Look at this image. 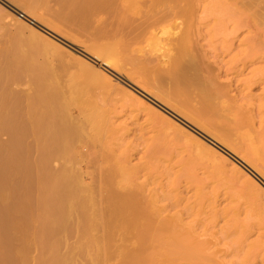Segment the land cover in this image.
I'll use <instances>...</instances> for the list:
<instances>
[{
	"label": "bare ground",
	"instance_id": "bare-ground-1",
	"mask_svg": "<svg viewBox=\"0 0 264 264\" xmlns=\"http://www.w3.org/2000/svg\"><path fill=\"white\" fill-rule=\"evenodd\" d=\"M58 3L61 5L60 7L66 10V12L67 11L69 12L72 11V13L74 12L73 15L77 14V15H81V16L83 15V17H86L85 15L92 14V13L94 14V11L96 12V17H97L98 12H100V14L101 13L104 14L103 12H107L110 15L112 14L111 15L112 17L110 16V18L113 24L110 23V20L109 22H107V20L105 21V19H103L104 23L105 22L107 23V27H108V23L111 25V27L115 26L111 28L112 32L109 31L108 28L106 27L107 33L104 32L105 28H101V30H97V33L99 34V31H100V34H99L100 36L105 35V34H107L108 36V34H111L108 36V38H110V41L112 40V43L114 44V42L117 43L116 39L121 38V35L125 32L122 35V37L124 36L123 39L125 42L122 40V38L119 39L121 42L123 41V43H125V46L122 43L123 46L121 44V48H120V44L119 45L115 44L117 45L116 46L117 48L113 47L114 49L111 48L113 50L110 51V49L106 47L107 44L105 45L103 41L102 43H104L106 50L104 48H101V50L104 49L102 50L103 52H99V51L97 52L95 51L96 49L93 50L94 48H96V46L93 49L91 48V51L93 50L92 52L95 55V57L93 58L98 62H100V60L101 61L103 60L104 67L111 69V71H115L117 72V74L119 73L120 75L121 73H123L122 72L123 67H120L121 65L118 64V60L121 61L120 64L122 63V61L124 62V60H122L123 57L121 58L122 54H120V50L121 52L123 51L122 52L123 55L125 53L124 59H126L127 50L129 51L127 52L129 53V56H127V59L128 57L130 59L131 55L134 53L136 56L132 55V58H131L132 63L131 64L129 63L131 60L129 62L128 61L126 62H128L131 66L133 65V63H135V65H137L138 67H140L141 65L143 67V68L140 67L142 68L141 71L143 72V70H145L144 73L146 72L150 75L149 76L146 73L145 75L143 73L145 76H147L149 79L152 78V76L153 78L156 77V80L158 79L157 82H161L162 84L164 85L166 84L167 86H169L168 91L170 93L164 90L165 89L164 85L161 86L162 84L159 85V83L157 85L155 81H152L154 80L153 78L150 81L149 79H147V77H145L147 80L150 81L149 83L151 82L156 83L155 85L154 83H152L154 86L150 85L151 87H153V89H156V88L158 89L161 86L162 89L160 88V90L158 91L161 92L162 90V93L163 92L164 94L168 93L166 96L162 93H161L162 96L160 97L158 95H155V96L159 99L164 96L163 98H161L162 101L169 102L170 99H172L170 97L173 95L175 97V100L172 99L171 102L174 101L172 102V105L173 104L176 105V107L173 105L175 107L174 110H177V112L179 111L177 109V106L179 109L180 108L183 110L185 109L186 110V111L184 110L185 112L182 111V112H179V114L182 113V115H184V117L187 120L193 122L194 124L202 128L203 130L209 132L208 128L210 126L208 122L212 118L213 119L215 118V120L217 121L223 122V124L226 125V128L228 124L229 128L227 130L231 129L229 131H232V132L238 131L242 129L243 127H248L250 130L255 131L254 128H256V125H257L256 122H258L259 126L258 125L257 126H258L259 131L256 129L257 132L256 131L254 132L255 138H254L253 144L251 145L252 147L250 146L251 148L246 153L247 154L246 159L251 164H254L255 162L256 163L255 169H257L256 171L264 175L263 171L259 169V167H262V169L264 170V0H58ZM58 9L60 13L61 9L60 8ZM59 13H57L58 15L56 16L60 18L62 16H59L60 15ZM73 15H70V16L72 17ZM102 16H105V15H102ZM83 17L82 19L86 20V18H83ZM93 17H95V14L93 15ZM65 18L66 17H63V19ZM30 19L32 20V18ZM32 21L36 22L35 20H32ZM86 21L88 23L89 19H87ZM73 22H78V21H73ZM73 22L71 21V24ZM83 22L86 23L85 21ZM102 22L103 21L101 20V23ZM104 23L101 25H104ZM67 24H68V21H67ZM80 26L84 27V25H80ZM105 26L106 25H104V27ZM90 27L91 26L89 25V28ZM116 29H117V33H115ZM108 31L111 33H109ZM98 34H97V37H99ZM126 35H127V40L125 38ZM128 37H131V39ZM101 38L102 40H104L103 38H105V41H106V36H101L99 39L101 40ZM113 40H116V41H113ZM143 40L149 41V44H150L149 50L152 52L154 51L153 53L152 52L149 53L150 52L149 50H148V53H143L144 52L143 50L146 51L148 49V48L145 49L144 47L146 44H148V41H146V44L144 41L143 42L144 46H143V43H142ZM138 42L141 45H139ZM112 43H111V47H112ZM135 43L138 46H135ZM151 44L152 45L154 44L155 47H151ZM102 45L103 44L99 46L102 47ZM141 46H143V48ZM123 47L127 49H123ZM136 47H138L137 49L139 50V52H140L139 47L143 49L142 52H140L141 55L137 54L139 52L135 53ZM146 47L148 46L146 45ZM157 48H159V52L158 50L156 51ZM160 51H162L163 54ZM156 53L157 55L155 59H153L152 57H154V54ZM158 53L162 55L159 56ZM138 55L140 57L142 56V59L144 60L143 61L139 60L140 57ZM119 57L121 58V60ZM135 58H138V60H136ZM74 65L76 66V64ZM137 66L135 67L139 69ZM14 67H16V65ZM17 67L19 69L20 65ZM17 67H16V70H17ZM77 67L79 69L80 66L77 65ZM87 68L89 67L86 66V69ZM10 69H12V67ZM86 69L84 70L86 71ZM84 70L82 69L80 70L82 71L81 73H83V75L85 73L83 72ZM90 70H87V72L89 71L90 73ZM47 72L48 71H46V73ZM14 74L16 73L14 72L12 75ZM26 74H27L26 76H29L28 75L29 73L26 72ZM99 74H101V72ZM30 75L32 74L30 73ZM40 75L38 72L37 76L39 77L36 78L37 77L36 76L35 78L39 80ZM93 75H90V76L93 77ZM102 75L103 74H101V76L99 75L100 79L99 77H97L98 79L97 81L101 82L100 85L103 83V85H106V86L107 85L116 86L115 84H113V79H111L110 77L106 78ZM94 76H97V75L95 74ZM43 79L45 78H42V83H43ZM47 79H49L50 81V77H48ZM33 81L35 80L33 79ZM38 83L37 84L34 83L36 84V86L34 84L33 85L37 87ZM42 83L40 82L42 88L40 86L37 87V89L38 88L40 89L35 90V94L30 92L32 100L33 99H37V100L35 101L33 100L34 102L30 106V111L28 112L29 114L26 113L27 114L26 117H28L27 122L24 120L25 116L23 117L24 112L21 113L22 112L21 110H20L21 112H18L16 105L13 102H12V105L14 104L13 105L14 108L13 109L7 108L11 110L10 111L11 114H8L9 117L6 116V113L3 116H6L7 119L2 116L3 120L5 118L6 123L5 121L1 123L2 120L0 122L2 124V126L0 125L1 128L2 129L4 128L3 131L0 128L2 131L1 133H4V130H5L6 132H8L7 134L10 133L11 138H12L10 147H8L9 145H7V147L9 148V151L6 152L4 149L0 148V249L9 247L11 251L14 250L13 252L17 253L16 250L17 248H19V244H21L22 250L24 252L27 251L28 253L29 247L27 244L30 243L28 238L31 237V236L28 237V235L31 234L29 231L33 229L32 224L36 222L41 225L40 234L42 233L45 236L44 240L48 239L49 237L48 242L45 240V242H47V245L42 239V243L43 244L45 243L44 246L45 247L47 246V248L49 249L50 245H53L51 242L54 243L53 248L55 251L51 249L52 246L50 247L49 251L53 253V256L55 257L54 252L56 253V250L59 249V247L58 246L57 248L55 247L56 242L53 240L51 241V239H55V238L50 239V236L51 234L55 235L56 232L60 234V231H63V233H65L66 231L64 232V230H66V225L68 222H70V220L74 218L79 219L77 222H74L75 225L73 223L72 224L75 226L74 227L75 231L77 230V232L84 235V237H87L90 234V232H93L99 226V223L92 222L93 218H96L97 211L96 210L94 211L91 208V205L94 206L96 199L93 196V194L89 195L84 191L85 189L82 187L83 186L82 183L85 182L88 184V186H93L94 184H98L99 186L102 187V190H103V187L106 189L107 186L114 185V182L116 180V177H115L116 172L115 171L113 172L112 170V172L110 173L107 172L108 174L105 175L106 171L103 173V168H105L104 165L109 163V162L108 163L106 162L108 161L107 159H109L110 156L112 155L114 156V154H116L114 152L117 149H114V148L112 149L111 147H110L111 149L110 148L107 149V146L105 145L108 144L106 142L108 140H111L110 138L113 137V136L110 137L111 133L112 135H114L112 139V142H114L113 141L115 140L114 138L120 135L119 131L121 130L120 132H122L123 128L119 130V128L121 127L117 128V127H114L113 125L112 127L114 128V130L113 129L111 130V128H109L108 130V128L106 127L108 126L111 127L112 122H110V119L105 118L106 120L104 122L98 123L97 126L96 124L93 125L95 130H92L93 127L90 129V127L86 123L88 122L89 124V122L92 119L90 120L89 117L85 116L89 120L88 121L84 117V114L82 116L81 113H79V116L73 115L71 113V110L66 112L68 110V109L66 110V108H68L66 107V105H63V106L59 105L58 103H56V99L53 98L54 95H48L46 92L44 93L43 91H41L44 89V85ZM149 83H147V85ZM118 84L120 83L118 82ZM141 85L142 84H140L139 86ZM12 86L13 85H11V87ZM145 86L142 85L141 90L145 92L146 94H148L150 92V89ZM33 88L32 90L35 89ZM108 88H112V87L110 86ZM4 89L2 91H4ZM46 89L48 90V87H46ZM49 90H51V92L49 91V93L51 94L58 92L57 89H56L57 92L55 91L52 92L53 91L52 89H49ZM5 91L7 92L8 90H5ZM119 91L121 90L119 89ZM8 92L5 94V97L7 96ZM12 94L13 93H11V95ZM33 94H34V98L32 96ZM170 94L171 96H169ZM28 96L30 97V95ZM35 96L37 97L35 98ZM134 96H137V95H134ZM167 96L169 97V99L166 98L167 99L166 100L165 97ZM137 98L140 99L139 96ZM176 98L179 99L180 101H176L177 100ZM4 100L5 102L7 101L8 103V100L6 99ZM2 103L0 101L1 109L3 108V105H4V103L3 104ZM7 103H5L6 105L4 106L9 107L8 105L9 103L8 104ZM176 103H178V105ZM168 105L170 106V104ZM172 105L171 107L173 108ZM1 109L0 111H2ZM83 117L85 118L84 120H87V122L83 120ZM106 121H108V123L110 122L111 124L107 126L106 124L108 123ZM91 123L92 121L90 122V125ZM93 123H97V122L94 121ZM102 123H105V127H104V124ZM99 124H102L103 126ZM223 124H220V125L213 124L211 125V127L213 126L214 128L215 126L216 127L218 126L219 128H221L219 129L221 135H219L220 133H218L217 136L216 135L214 136L216 137V139H219L226 145V140L224 136L225 135L227 136L229 134L228 133L229 131H226V128ZM95 126L98 127V129L100 128L102 130L101 131H99L100 129L97 130ZM117 129L119 130L118 132H117ZM109 131L111 133H108ZM114 131L115 133L117 132V134H113ZM92 132H95L93 133L95 135H92L91 134ZM30 133L33 137L29 135L28 139L34 138L33 139L34 142L33 144H31L33 148H31L32 146L30 145L31 150H29V147H28V152L32 151V154L33 152H35L36 154V155H33L35 157L30 156V157H33L30 160L35 158L34 160H32L33 162L31 161L32 165L31 164L29 165V163H27L28 161L26 162L25 154H27L26 153L27 148L25 147L26 145H24L25 143L24 139ZM106 133L109 134V136L107 134V136L110 137L109 139H106L108 138L106 136ZM251 133L253 134V132ZM85 137H88V141H91L90 144L88 142H85L87 140V139L86 140L84 139ZM89 137L91 138V140ZM104 141H106L105 144H104ZM109 144H108V147H109ZM91 151L95 153L94 159H90L88 156L89 152ZM30 152H29V155H30ZM105 159L106 161H104ZM122 161L123 163H125L124 161L126 160L124 159ZM57 162L60 163V169L56 170L53 167V164H56ZM123 163L122 164L119 163L118 165L121 166L123 165ZM124 165H126V163ZM136 167L134 166L135 170L128 169L129 170L128 172L130 176L132 177V179H135V178L137 179L138 176L135 177V175L136 173L137 175L139 174L138 170H140L141 172V169H137L139 168V166L137 168ZM89 168L95 169L97 174L99 170L101 175L99 176L94 175L95 178H92L93 176L90 173L89 176H87L82 182L81 178L83 175H81V172L84 169H89ZM114 170L117 171L118 169L114 168ZM17 175H20V176L25 175L26 178L28 177L27 184L24 185V183L21 181L22 182L21 185H19V183L18 185H16ZM134 181H138V180H134ZM13 182H15L16 184H14ZM245 185L246 184L244 183V186ZM136 186L137 185H133V187H131L132 191L129 190V192L124 193L125 191L124 189H123L124 190L123 192H119L116 190L115 192L113 191L112 194L109 193V196L103 197V199H100V202L113 203V204L118 205V210L111 209L107 211L106 213L107 217L105 220L103 219L102 229L105 232V241H106L107 247L111 244V241H114L117 237L123 236L124 232H128V231L132 232L134 230H138L139 232L138 236H134V239L136 241L135 243L137 245L133 249L127 248L124 252L120 254L121 261L119 264H191V263L197 264L196 261L198 262V264L200 263L202 264H227L224 258H226L229 255V254L227 255L226 253L227 250H225V248H227L228 246L227 247L225 246L224 249L222 247V249L225 250V252L223 250L218 251V249L216 251H212V249L215 246H217L221 241H223V239L224 240L229 239L231 235L233 236V234L234 236H236L237 234H239L240 236L243 233L242 237H244L243 235L249 236L252 233L251 231L248 230V227H246L243 223L240 222L241 224L234 227L233 230L231 229H228L229 231L226 230L227 232H225V230L222 229L224 227H222L221 228L222 231H219L218 233L223 232L222 234L220 233V237H221V235H224V232H225L226 237L225 236L224 238L222 237V240L218 242L219 237L217 235V238H215L216 233L215 235H213V233H210L207 229H206V232L208 231L209 233L208 232L207 233L204 232L205 234L202 233L203 230L205 231L204 226L206 227V225L204 226L202 225L203 229L201 230L200 225L202 221L201 222L199 221L198 223V221L196 220L198 223V227H200V229L197 226H195L197 225L195 222L190 223L189 221V223L187 222L188 224L182 225V223L185 222L183 221L184 218L182 217L184 216V213H183L184 211L186 213L188 212L187 215L191 217V219L192 217L194 218V215L198 216L197 214H199L200 211L197 212V214L193 211L194 212L193 213L194 215H193L192 210L194 208L192 209L190 208L191 209L190 210L187 207L188 205L185 203L187 206L184 208L185 205L182 204L183 207L181 209L180 207L181 204H180L178 207H180V210L184 209V211L182 212L179 211L178 215L179 216L182 215V216L179 218L172 217L173 219H170L172 215L171 216L169 215L168 216L169 218L166 217L167 218L166 219L163 217V214L167 213L169 208L167 206L166 207L160 206V199H159L160 197H158L159 196L158 193L155 194L156 192L154 190H151V192H149V189H147V192H149L150 195L145 197L148 194L146 192V185H141L142 187L137 186V188ZM244 186H242V188L240 186V188L243 189ZM252 187L255 188L256 186L253 184ZM246 188L244 189H246L247 191L245 192L244 189L243 191L248 195L252 193L251 190H254V189L249 188V186ZM257 189H258L257 190L258 192L256 191V189L254 190V192H257L256 194L258 193L261 194V190H259L258 187ZM34 191H38V196L36 197L35 201L32 204H30V201H29L28 203L29 205H28L26 203L27 201H24L23 196L24 195L26 196L31 192L34 193ZM243 191L241 193H243ZM145 192H146V195L144 196ZM250 196H249V199H250ZM262 196H264L263 193H262ZM10 197H12L13 199L11 200ZM176 197H179V196H176ZM254 198L255 199L253 200L255 201V204L258 203L259 206L261 204L263 205V203L261 202L262 200L261 195L259 194L255 195ZM249 199L248 201H250ZM7 200L9 202L10 200L13 202L12 204L10 202L9 204V206L11 205L10 207L6 206L8 205ZM182 200L181 202L185 201V199L183 201ZM210 200H214V199H210ZM216 200L219 201L218 196ZM216 200L214 201L217 202ZM210 203H213V202H210ZM215 207H217V205ZM239 207H237V209H233L234 211L233 215H236L235 216L236 218H238L237 215H240ZM250 207L249 208L247 207L249 211L252 208ZM218 208H217L218 211H216V208L215 210H213L212 208V211H214L213 214L215 216H219V215L221 216L222 213L223 214L227 213L225 209H224L225 211L224 210L222 211V209H220V211H222V213L220 214ZM189 211H191V213ZM209 211L210 210H208V212ZM205 213L207 214L206 211ZM190 215H193V216H190ZM201 215H200V218H203L204 216L202 215L203 216L202 217ZM212 216H210L209 218L214 219V218H211ZM57 218L60 221L63 220L62 221L63 223H61V225L59 224L60 226L59 225L56 226L55 224V222L57 221L58 223H60L59 220H57ZM206 218L208 220V217ZM207 220H203V222ZM139 221H144V223L140 225L138 228L137 227L135 228V225L138 224ZM213 221H216V220H213ZM211 223L213 224V222ZM216 223H215V226H216ZM70 225L68 226V228L69 227L73 228V225L72 227ZM58 226H59V229L57 228ZM211 226H209V228ZM31 227L32 229L30 230ZM68 228L67 230L70 229ZM15 229H18L17 235H18V231H20L21 235L19 234L17 236L15 233H13ZM196 229H198V232L199 230H201L202 231L201 233L203 236L206 234H209V236L208 237L204 236L205 238L203 236L200 237V235L198 237L197 235L194 236L195 234H199V233H195L197 231ZM149 231H151L152 233L167 234V236L164 237V239H162V241L159 242V247L156 249H152V250L149 249L148 248L149 239L142 236L141 234V233H146ZM211 231H212V228H211ZM231 231L233 232L231 233ZM42 234L39 236H43ZM53 235L51 237H54ZM26 237L28 238L26 239ZM261 237H264V236H261ZM36 238H38V236ZM24 239L28 240L29 242ZM134 239L133 240L129 239L128 241L130 242L132 240L131 241L132 243ZM242 239L243 238H241V242L243 243L244 240ZM58 240L62 241L61 238ZM58 240L56 238V241ZM24 241L25 243L27 242L26 245L28 248L25 247L26 245L25 246L23 245ZM37 241H39V239ZM241 242L239 240V243ZM58 243L59 241L57 242V244ZM33 244L34 242L31 245ZM82 244L85 245L84 242ZM90 244L93 245V243H89L86 240V245H90ZM94 245H95L97 252L99 253V256L101 255L102 258L104 259L103 257L104 246L101 244V240L96 241ZM243 245H246L245 249L246 248L248 249V250H244V247L242 246L243 247L242 252L240 251L241 255L243 253L245 254L244 257L246 256L245 264H257L255 258L257 256L259 257V255L256 254L258 253L256 251H259V248L256 249L258 246L255 248L254 244L247 245L245 243ZM45 247H44V251H45ZM237 247H238V243H237ZM21 248L19 250H21ZM81 248L78 247L79 250H81ZM228 248L230 249V247ZM48 249H46L47 250L46 254H48ZM214 249H216V247ZM238 250H240V248H238ZM243 250L245 252H243ZM260 250L262 249L260 248ZM234 251L232 252V255L230 256H233V254L236 257L238 256V254L239 256H241L240 252L238 253L237 251L235 252ZM4 252H6V255L8 256L7 251L4 250ZM229 252H231V250ZM10 253L11 252H9V254ZM23 254H26V253L22 252L21 255ZM6 255H5L6 257L5 259V257L3 258L2 257L3 255L1 256V253H0V256H1L0 264H3V263L7 264L5 262H9V264L10 262L14 263L13 261H10V260L8 261L7 260L8 258ZM53 256H51V254L49 255V257H53ZM236 257L233 256L231 258L234 259ZM1 258L3 262H1ZM61 258L59 260V257H58L57 260H59L60 262L62 261ZM57 260L56 258L54 259L52 258L51 260H47V262L48 264H51V263L53 264L54 261H56L57 263ZM236 260H239V259H236ZM50 261L52 262L49 263ZM23 263L25 264L27 262H23ZM69 263L71 264L72 261L71 262L69 261ZM14 264H17V263H14ZM232 264H235V262H233Z\"/></svg>",
	"mask_w": 264,
	"mask_h": 264
},
{
	"label": "rangeland",
	"instance_id": "rangeland-1",
	"mask_svg": "<svg viewBox=\"0 0 264 264\" xmlns=\"http://www.w3.org/2000/svg\"><path fill=\"white\" fill-rule=\"evenodd\" d=\"M48 1H49V3H48ZM60 6L61 5L58 3V0H40V1L39 0H0V67H1L0 68V89L2 87V89L0 90V101H1V103H2V101H3V103L5 102L4 99L8 100V103L11 101L10 102L11 105H10V103L8 104L7 101L5 102L9 105V107L4 106V105H6L5 103H4L2 109L0 107V109L3 111V112L0 111L1 112L0 113V115H1L0 116V122L2 120L1 123H3V121H5L6 116L9 117L8 114H11L10 109L14 108V106H13L14 104L16 105L18 112H21V111H22L21 113L24 112L25 115L23 114V117L25 116L24 120L27 122L28 117H26V115L29 114L28 112L30 111V106L33 104V102L35 100H37V99H33L34 101L32 100L31 93L35 94V90L40 89V88L37 89V87H39V86L42 88L40 82L42 83V78H45V79H43V83H42L44 85V89L41 91H43L44 93L46 92L48 95H54V97L53 96L52 97L54 99H56V103H58L59 105H61V106L66 105V107H68V108H66V110L68 109L66 112L71 110V113L73 115L79 116V113H81L82 116L84 114V117L87 116V117H89L90 120L92 119L91 120L92 123L90 125L91 121L88 124V122H87L88 119L85 117L87 120H84L85 118L83 117V120L87 122L86 124L90 127V129L93 127L92 130H95L93 125L96 124V126H97L98 123L104 122L106 120L105 118L110 119V122H112L111 127H109L108 125L111 123L110 122L108 123L109 120L106 121L108 123V124H106L108 126V127H106V128H108V130H109V128H111V130L112 129L114 130V128L112 127L113 125H114V127H117V128L121 127V128H119V130L123 128L122 132H120L121 130L119 131L117 129V132L119 131L120 135H118V136L116 135L117 137L114 138L115 139V140H113L114 142H112L114 135H112L111 130H110L111 132L109 131L108 133H111L110 137L113 136L112 138L108 137L109 134L106 133V136L108 134V136H107L108 138H106V139H109V138L111 139V140H108L110 142V144L108 141L107 142L104 141V144H105V142L109 144V147H108V144L105 145V146H107V149L110 147L112 149L113 148L117 149V150H115L114 153H116L118 157L116 156V154H114V156H116V157H114L113 155H112L113 157L110 156L109 157L110 161L106 157V159L108 161H106V159L104 161H106L107 163L109 162V163L108 164L104 163L107 166L104 165L105 168H103V173L106 171L105 175L108 174L107 172H109V173L112 172V170H113V172L114 171L116 172V176H115L116 177V180H115L116 183L114 182V185L107 186L106 189L103 187V190H102V187L99 186L98 184H94L93 186H88L87 183L83 182L84 179L87 176H89L90 173L93 176L92 178H95L94 175H98V176L101 175V173L98 170V174H97L96 170L93 168L84 169L81 172V175H83L81 180L83 182L82 187L85 189L84 191L89 195L93 194V196L96 199L94 206L91 205V208L94 211L95 210L97 211L96 218H93L92 222L93 223L94 222L99 223V226L97 227V229L94 230L93 232H90V234L87 237H84V235L80 234L79 232H77V230L75 231V229H74V227H75L74 222H77L79 219L74 218V219L70 220V222H68L66 225V230H64V232L66 231L65 233H63V231H60V234L57 232L55 233V235L51 234V236L53 235L54 237H51L49 235L50 239L55 238V239H51V241L53 240L56 242L55 247L56 248H57V246L59 247V249H57L56 253H55L54 252L55 250L53 248L54 243L51 242L53 245H50L51 243L49 244L50 247L52 246L51 249L54 250V251H52V252H54V255H55V257H54L53 253H51L49 251L50 247L48 249L47 246L46 247L44 246L45 243L47 245V242L49 241V237H48V239H45L47 241V242H45V240H44L45 236L42 233L41 234L43 236H39V235H41L40 234L41 225L39 223L34 222L32 224L34 231L31 227L30 230L31 229L32 230L29 231L31 234L28 235V237L29 236H31V237H29V238L26 237V239L28 238V240L30 241V243L27 244L29 248L26 245L27 242L26 243H25V241L23 242V245L24 246L26 245L25 247L28 248V253L26 250H25L26 252H24L21 248L22 245L19 244V248H17V250H16L17 253L13 252L14 250L11 251V249L9 247L3 248L4 250L7 251L8 256L6 255V252H4L3 249H0L1 256L3 255L2 257L4 258L6 255L8 258L7 259L8 261L10 260V261H13L14 263H17V264H24L23 262H27L25 264H39L40 262H42L40 264H44L45 262H46L45 264H48L47 260H51L52 258L53 259L56 258V260H57L58 257H59V260L62 257L63 258V259L61 258L62 261L59 262V260H57V263H56V261H54L55 263L53 262V264H58V263L59 264H70L69 261L70 262L72 261L71 264H119L121 261L120 254L122 252H124L127 248L133 249L137 245L135 243L136 241L134 239V236H138L139 232H138V230H134L132 232L131 231L124 232L123 236L117 237L114 241H111L110 245L108 243L109 246L107 247L106 241H105V232L102 229L103 219L104 220L106 219L107 211H109L111 209L118 210V205L113 204V203H103V202H100V199H103V197L109 196V193L112 194L113 191L115 192L116 190L119 192H123L125 190L124 193H126V192H129V190L132 191L131 187H133V185H137L138 187L139 186L142 187L141 185H146V192H147V189H149V192H151V190H154L156 192L155 194L158 193L159 196L158 195L157 196L160 197L159 198L160 199V206H165V207L167 206L169 208L168 212L163 214L164 218L168 217L169 215L170 216L172 215L170 219H173L172 217H174V218L181 217L182 215L179 216L178 214H179V211L180 212L184 211V209L180 210V207L182 209L183 205H185L184 208L187 205H188L187 207L189 209L194 208L192 210V214L194 212L197 214V212L200 211V213L204 217L199 213V214H197L199 217L195 216L193 214L194 218L192 217V219H191V217H189L187 215L188 212L186 213L185 211L183 212L185 217L182 216L184 218L183 221H185V222H183L184 224L182 223V225L188 224L190 221V223L195 222L197 224L195 226L198 227L199 221L200 222L202 221L201 225L199 224L201 227V230L203 229L202 225L203 226L206 225L207 228L204 226L205 231L203 230V232L201 230H199V232H198V229H196L197 231L195 233H199V234H195L194 236L197 235V237H198L200 235V237H201V236H203L202 233H204V232L207 233L209 231L210 233H213V235H215V233H216L215 238H217V235H218V237H219L218 242H219L222 240V237L224 238L225 232L229 231L228 229L233 230L234 227L243 223L246 227H248V230L252 232L251 235H249L250 237L247 235H243L245 238L242 237L243 233L240 236H239V234H237L236 236H234V234H233V236L231 235V237L229 239H225V240L223 239V241H221L217 246H215L216 249H214L215 248L214 247L212 249V251H216L217 249H218V251H221L225 248V246L226 247L228 246V247H230V249L227 247V248H225V250H227V252H226L227 255L229 254L228 256H230V255H232V252L234 250L237 251L238 253L240 251L242 252L243 247H244V250H248L247 248L245 249L246 245H243V244H245V243L247 245L254 244L255 248L258 246L256 249L259 248V251H260V253H259V251H256V252H258L256 254L259 255V257L256 255L257 256L256 257L257 259L255 258L256 263L257 264L258 263L264 264V237H261V236H264V235H262V234H264V220H263L264 219V209H263L264 208V198H262V197H264V196H262V193L264 194V175H262V174L258 173V171H256L257 169H255V165H256L255 162H254V164H251L246 159V156H247L246 153L252 147L251 145L253 144V141L255 138L254 132L256 131V129L259 131L258 122H256L258 126L256 125V128H254L255 131L250 130L248 127H243L242 129H240L238 131L232 132V131H229L231 129L227 130L229 128L228 124H227V128H226V125L223 124V122L217 121V120H215V118L210 119L211 118L210 117L209 118L210 121L208 122L209 126H210L208 128L209 132L203 130L202 128H200L199 126L194 124L193 122L187 120L184 117V115H182V113L179 114V112H182V111L185 112L186 111L185 109H184L185 110L184 111L181 108L179 109L177 106V109L179 111L177 112V110H174L176 105L173 104L175 106L174 107L172 105V102H174V101L171 102L172 99L175 100V97L173 95L172 96H171V94L169 95V96H171L170 98H172V99H170V101L168 100L169 102H167V101L163 102L162 101L161 98H163L164 96L160 98L161 101L159 98H157L155 96V95H158L160 97V96H162V94H164V92L162 93V90H161V92L158 91V90H160L161 86H163L164 84H162L161 82H157L158 79L156 80L155 76H154L155 78H153V76H152V78L154 80H152V78L149 79L147 76H145L148 73L145 72L146 73L145 74L144 73L145 70H143V72L141 71V69L143 68L141 65H140V67H142V68L135 65V63H133L134 67H133V65L132 66L130 65L132 63V59H131L132 55H135L133 52H132L133 54L131 55L130 59H129V57L127 59V56H129V53H127V52H129V51L127 50V52H126L124 50L126 52V55H127L126 59H124L125 53L123 55V53H122L123 51L121 52V50H120V54L123 55V56L121 55V58L123 57L122 60H124V62L122 61L121 64H120L121 61L118 60V64L121 65L120 67H123V69H124L123 70L121 68L123 73H121L120 75H119V73L117 74V72L111 71V69L104 67L103 66V62H104L103 60L102 61L100 60V62H98L93 58V57H95V55L93 54L92 51L95 49H96L95 51H97V52L98 51L103 52L102 50H104V49L106 50V47H108L111 51L114 49L113 47L117 46L115 44H118V45L120 44V48H121V44L124 41V39H123L124 36L122 37V35L125 32L121 35V38L123 41L121 42L119 40L121 38H119V39H116L117 41L113 40V41L117 42V43L114 42V44L112 43V40L110 41V38H108V36L111 34H108V36H107V34L101 35V36H106V41H105V38H103L104 40H102V38H101V40L99 39L101 37L99 35L100 31H99V34L97 33V30H101V28H105L104 32L107 31V29H106L107 23L106 22L104 23L103 19H105V21L107 20V22H109V20H110V23L113 24V22H111V18H110V16L112 14L110 15L107 12H103L104 14H102V13L100 14V12H98V14H100V15L97 14V17H98L97 18L96 12L94 11L95 17H93V15H94L93 13L85 15L86 17H83V15L82 16L77 15V14L73 15L74 12L72 13V11L66 12V10H64V8H62ZM58 8H60V9L62 8L61 9L62 11L60 10V13H59ZM70 10H72V9H70ZM61 12H62V14H61ZM22 13H23V15H22ZM57 13H59L60 14L59 16H62V17H60V18L57 17L56 16V15H58ZM69 14L73 15L72 16L73 18ZM102 15H105V16H102ZM29 17L32 18V20H35L36 22H33ZM63 17H66V18L63 19ZM76 17H78V18H76ZM82 17L86 18V20L89 19L88 23L86 20H83ZM101 17H103V18H101ZM93 18H95V19H93ZM101 20L103 21L102 23H101ZM67 21H68V24H67ZM71 21L72 22L78 21V22H73L71 24ZM83 21H85L86 23H84ZM95 21H96V23H95ZM103 23H104V25H106L105 27H104V25H101ZM87 24H89L91 27L89 28V25H87ZM80 25H84V27H82ZM114 25H115V23H114ZM112 27H115V26H112ZM112 27L108 23L107 28L109 31H111ZM111 32H109V33H111ZM95 33H97L99 37H97V34H95ZM115 33H117V29H116ZM125 38L127 40V35ZM128 38L131 39V37H128ZM103 41H104L105 45L107 44L106 47H105L104 43H102ZM144 41L146 44V41H148V40H143L142 43ZM111 43H112V47H111ZM101 44H103L102 47H100ZM123 44L125 46V43H123ZM123 44H122V46H123ZM138 44H139V42H138ZM113 45H115V46H113ZM139 45H141V44H139ZM146 45L148 47H146ZM146 45L144 46V43H143V46L145 47V49H147V48L148 49L145 51L139 47L140 52H142V50H143L144 51L143 53H148V50L150 48L149 47V45H150L149 41H148V44H146ZM95 46H96V48H94ZM135 46H138V45H136V43H135ZM143 46H141V47L143 48ZM151 47H155L154 44L153 45L151 44ZM91 48L92 49L94 48V49L91 51ZM101 48H104V49L101 50ZM108 48H107V50H108ZM111 48H113V49H111ZM137 48L138 47L135 48V51H136L135 53L139 52V50ZM123 49H127V48L123 47ZM133 50H134V48H133ZM157 50L159 52V48H157L156 51ZM140 52L137 54L141 55ZM151 52L152 51H150L149 53H151ZM160 52L163 54L162 51H160ZM143 53H142V55H143ZM156 55H157V53L154 54V57H152V58L155 59ZM161 55L159 54V56H161ZM117 58H118V56H117ZM121 58H120V60H121ZM140 58H139V60H141V61L144 60V59H142V56ZM135 59L138 60V58H135ZM126 61H128V62L130 61L129 62L130 64ZM141 61H140V63H141ZM133 62H135V61H133ZM15 63L20 65L19 69L17 67L19 65L15 64ZM81 63H82V65H81ZM74 64H76V66ZM137 64H139V63H137ZM15 65L17 67V70H16V67H14ZM77 65L80 66L79 69H78ZM84 65H86L89 68L86 69V66H84ZM135 66H137L139 69H137ZM11 67H12V69H10ZM90 68H91V70H90ZM32 69H33V71H32ZM81 69L82 70L86 69V71L85 70L83 71V72H85L84 75H83V73H81L82 72V71H80ZM22 70H24V71H22ZM43 70H44V72H43ZM45 70L48 71L47 73H49V74H47ZM87 70H90V73H89V71L87 72ZM25 71L27 73H29L28 74L29 76H26L27 74ZM14 72L16 74L12 75ZM38 72H39V75L41 74L40 78H39L40 81L38 79H36L39 77V76H37ZM100 72H101V74H103L102 76H104L106 78L110 77L111 79H113V84H115L116 86H113V85L108 86L107 85L108 87H110V86L112 87V88H108L106 85H103V83L100 85L101 82L97 81L98 80L97 77H99V75L101 76V74H99ZM30 73L32 75H30ZM94 73L97 76H94L95 75ZM34 74H36V75H34ZM89 74L90 75L94 74V75L92 77ZM128 74H130V75H128ZM15 75H17V76H15ZM124 75H126V76H124ZM46 76H47V78L50 77L51 82L49 81V79L46 78ZM86 76H88V77H86ZM141 76L144 78H142ZM5 77L7 78V80ZM12 77L14 80L12 79ZM129 77H131V78H129ZM145 77H147V79H149L150 81L151 80L155 81L157 83V85H158V83H159V85L162 84L160 87L158 86L159 87L158 89L156 88L158 92L156 91V89H153V87H151V86H154L156 83L155 82L149 83L150 81L147 80ZM10 78L13 80L14 83L12 82V80ZM33 79L35 81H33ZM99 79H100V77H99ZM38 81H39V83H38ZM47 81H48V83H47ZM118 82L120 84H118ZM34 83H36V84L38 83V86L35 87L36 84H34ZM54 83H55V85H54ZM139 83L144 85V86L146 84L145 87H148L150 89L149 93H151V94H149V93L146 94L145 92H143L141 90L142 85L139 86L140 85ZM147 83H149V84L147 85ZM152 83H154V85ZM45 84H47V85H45ZM117 84H118V86H117ZM11 85H13V86L11 87ZM32 85L34 86L35 89L33 88ZM45 86L48 87V90L46 89ZM4 88H6V89H4ZM9 88H11L12 91ZM32 88L34 90H32ZM118 88L121 91H119ZM164 88L163 89L166 92H169L168 91L169 86H167L165 84ZM3 89H4V91H2ZM49 89H52L53 90L52 92H54V91L55 92L58 91V92L51 94V93H49V91L51 92V90H49ZM56 89H57V91H56ZM116 89H118V90H116ZM5 90L9 91V92L7 91L9 95L7 94L6 97H5V94L7 92ZM23 90H24V92H23ZM11 93H13V94L11 95ZM34 94L32 95L33 98H34ZM58 94H59V96H58ZM133 94L137 95V96H134ZM167 94L168 93H166L164 95L166 96ZM28 95H30V97ZM138 96L140 97V99L137 98ZM36 97L37 96H35V98ZM27 98H29V99H27ZM166 98L169 99L168 96L165 97V99ZM176 101H180V100L177 99ZM12 102L14 103L13 105H12ZM165 102L170 104V106ZM176 104L178 105V103H176ZM171 105L173 106V108L171 107ZM7 108H10V109H7ZM80 109H82V110H80ZM82 112H84V113H82ZM5 113H6V116H3V115H5ZM2 116L5 117L4 120H3ZM94 121L97 123H93ZM1 123H0V125L2 126ZM5 123H6V121H5ZM102 124H104V127H105V123H102ZM102 124H99V125H102ZM213 124H215V125L223 124L226 128V131H229L228 132L229 134L227 133L228 135L224 136L225 140H226V145H225V143H223L219 139H216V137L214 136V135L217 136L218 133H220L219 129H221V128H219L218 126H217L218 127L217 128L215 126L216 128L214 127L215 128L214 129L213 126L211 127V125H213ZM1 126H0V128H1ZM89 127H88V129H89ZM96 128H97V130L100 129V128L98 129V127H96ZM106 128H104V129H106ZM1 129H0V148L4 149L7 152V151H9L8 147H10V145H11V139L12 138H11L10 133L7 134L8 132H6L5 130H4V133H1L4 128L2 129V131H1ZM101 130L102 129H100L99 131H101ZM142 130H144V131H142ZM117 132L115 133V131H114L113 134H117ZM251 132H253V134ZM93 133H95V132H92L91 134L95 135ZM29 135H31V133L26 136V138H25L26 141L24 139V142H25L24 145H26L25 147L27 148L26 149L27 154H25V158H26V162L28 161L27 163H29V165L30 164L32 165L31 161L34 160L35 158L32 160H30V159L35 157L33 155H36V154H35V152H33V154H32V151L31 152L29 151L30 152V155H29L28 147H29V150H31L30 149V147L32 146L31 144H33V142H34L33 141L34 138L28 139ZM219 135H221V133ZM84 139L85 140L87 139L85 142H88L90 144L91 141H88V137H85ZM90 140H91V138H90ZM131 143H132V145H131ZM7 145H9V146L7 147ZM7 148H8V150H7ZM31 148H33V146ZM110 154H112V153H110ZM28 155H29V157H28ZM30 156H33V157H30ZM88 156L90 159H94L95 153L93 151H91V152H89ZM119 158H120V160H119ZM124 159L126 160V161H124L126 163V165H124L125 163H123V161H122ZM119 163H121V164L123 163L124 166L118 165ZM134 166L135 167L139 166V168H137V167L136 168L141 169V172H140V170H138L139 174L137 175V173H136V175H135V177L138 176L137 179L135 177H133L135 179H132V177L130 176V174L128 172L129 171L128 169L135 170ZM53 167L56 170L60 169V163L57 162L56 164H53ZM114 168H116L118 170L116 171V170H114ZM137 169H136V171H137ZM259 169L262 170L263 174H264V170L262 169V167H259ZM107 170H109V171H107ZM16 179L15 180L17 181V184L15 183L16 181L13 182L16 185H18V183H19V185H21L22 182L24 183V185H26L27 181H28L27 180L28 177L26 178L25 175H21V176L17 175ZM134 180H138V181H134ZM244 183L246 184L245 186H244ZM118 184H119V186H118ZM253 184L256 186L255 188L252 187ZM137 186H136V188H137ZM160 186L163 188H161ZM240 186H241V188H242V186H244L243 189L249 186V188L254 189V190L256 189V191L258 190L257 189V187H258L259 190H261V194L260 193H258V194L261 195V199H262L261 202L263 203V205L261 204L259 206L258 203L255 204V201L253 200V199H255L254 196L258 195V194H256L258 191L254 192V190H251L252 193L250 195H252V194L253 195L250 196V195L245 193L247 191L246 190L247 188L244 189V191H245L244 192L243 189L240 188ZM111 187H112V189H111ZM241 190L243 191V193H241L242 192ZM146 192H145L144 196L146 195ZM149 192H147L148 194L145 197L150 195ZM245 194L248 196H246ZM26 196H27V198H26ZM26 196L25 195L23 196L24 201H27L26 202L27 204L30 201V204H32L35 201L36 197L38 196V191H34V193L31 192ZM154 196H156V195H154ZM176 196H179V197H176ZM217 196H218L219 201L216 200ZM249 196H250V199H249ZM10 199L12 200L13 198L10 197ZM182 199L183 200L185 199V201H183ZM210 199H214L217 202H215L214 200H210ZM248 199L250 201H248ZM11 200H10V202L12 204L13 202ZM155 200H157V199H155ZM181 200L184 203L181 202ZM10 202L8 201V205H6V206L10 207L11 206V205L9 206ZM210 202H213V203H210ZM214 204H215V206L217 205V207H215ZM179 205H180V207H178ZM218 205H220V206H218ZM241 206H242V208H241ZM218 207H220V208H218ZM237 207H239V210H240V215H237L238 218L235 217L236 215H233L234 214L233 209H237ZM247 207L251 208L250 211L248 210ZM212 208H213V210H215V208H216V211H218L217 210V208H218L220 214L222 213V211L224 209L227 211V213L226 214L222 213L221 216L220 215L215 216L213 214L214 211H212ZM220 209H222V211H220ZM243 209L246 211H244ZM208 210H210V211L208 212ZM201 211H203V212H201ZM205 211L207 212V214L205 213ZM189 212L191 213V211H189ZM212 214H213V216H212ZM193 215H190V216H193ZM200 215L204 219L200 218ZM210 216H212L211 218H214V219H210L209 218ZM59 217H61V216H59ZM195 217H196V219H195ZM206 217H208V220L209 219L210 220L208 221ZM185 218H186V220H185ZM199 218H200V220H199ZM57 220H59V219L57 218ZM196 220L198 221V223ZM203 220H207V221L203 222ZM213 220H216V221H213ZM62 221L59 220L60 223H58V221L55 222L56 226L59 224L61 225V223H63ZM211 222H213L214 226ZM214 222L215 223L217 222L216 226H215ZM237 222H238V224H237ZM143 223H144V221H139V223L135 225V228L136 227L138 228ZM70 224L73 225V228L69 227L70 228L69 229L68 226ZM207 224H208V226H207ZM39 225H40V227H39ZM72 225H70V226L72 227ZM59 226L57 227L58 229H59ZM209 226H211V227L209 228ZM200 227H198V228L200 229ZM222 227H224V228H222ZM251 227H252V229H251ZM67 228L69 230H67ZM211 228H212V231H211ZM221 228L223 230H225V232H224V235H221V237H220V233L221 234L223 233V232L218 233L219 231H222ZM206 229L208 230L207 232H206ZM17 230L18 229H15L16 232L15 231L13 232L16 235H17ZM68 231H69V233H68ZM34 232H35V234H34ZM37 232H38V234H37ZM232 232L233 231H231V233ZM19 234H20V231H18V235ZM56 234H58V235H56ZM141 234H142V236L149 239L148 248L151 250L158 248L159 242L162 241V239H164V237L167 236V234H165V233H152L151 231L146 232V233H141ZM32 235H33V237H32ZM46 235H48V234H46ZM259 235H260V237H259ZM37 236H38V238H36ZM204 236L208 237L209 234H206ZM240 237L243 238L242 239V240H244L243 243L241 242ZM56 238H57V240L61 238L62 241L58 240L59 243L57 244L58 241H56ZM26 239H24V240H26ZM30 239L31 240L33 239L32 241L34 242V244H33L34 246L31 245L33 242ZM38 239H39V241H37ZM42 239L45 242L44 244L42 243ZM129 239H132V240L134 239V241L131 243L132 240L129 242L128 241ZM28 240H26V241H28ZM86 240L89 243H93V245L92 244L86 245ZM98 240H101V244L104 246V252H103L104 259L102 258L101 255L99 256V253L97 252L95 245H94V243H96V241H98ZM239 240L242 243V245H241V243H239ZM246 240H248L249 242ZM250 241H251V243H250ZM83 242L85 243L86 246L84 244H82ZM237 243H238V247H237ZM41 245H43V246H41ZM81 246L83 249L81 248ZM44 247H45V251H44ZM78 247L81 248V250H79ZM222 247H223V249H222ZM234 247H235V249H234ZM20 248H21V250H19ZM238 248H240V250H238ZM260 248L262 250H260ZM46 249H48V254H46L47 253ZM225 250H223V251L225 252ZM230 250H231V252H229ZM244 250H243V252H245ZM21 251L23 253H26V254L21 255L22 254ZM9 252H11V253L9 254ZM237 252H236V254H237ZM241 252H240V255H241ZM49 253L53 257H49V255H50ZM56 254L58 255V257ZM14 255H15V257H14ZM244 255L245 254L242 253V255H241L242 257H241L238 254L239 257L237 256L238 257L237 258L233 254V256L236 258L233 259V258H231L233 256H230V257L227 256L226 257L227 259L226 258H224V259H225L227 264H228V262H229V264L231 262L232 263L235 262V264H237V263L240 264L241 261H242L241 264H245V262H246L245 257L246 256L244 257ZM43 257H45V258H43ZM68 257L70 258V260ZM5 259H6V257H5ZM5 259H4V261H5ZM228 259H230V260L232 259L231 262ZM236 259H239V260H236ZM39 260H41V261H39ZM1 262H3L2 258H1ZM51 262L52 261H50L49 263H51ZM5 263L9 264V262H5ZM14 263L10 262V264H14ZM196 263L198 264L197 261H196ZM193 264H195V263H193ZM200 264H202V263H200Z\"/></svg>",
	"mask_w": 264,
	"mask_h": 264
}]
</instances>
